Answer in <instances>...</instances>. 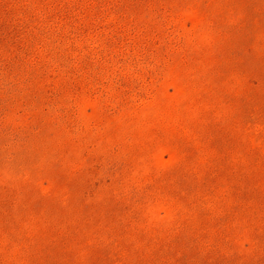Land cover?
I'll list each match as a JSON object with an SVG mask.
<instances>
[{
	"label": "rangeland",
	"instance_id": "rangeland-1",
	"mask_svg": "<svg viewBox=\"0 0 264 264\" xmlns=\"http://www.w3.org/2000/svg\"><path fill=\"white\" fill-rule=\"evenodd\" d=\"M0 264H264V0H0Z\"/></svg>",
	"mask_w": 264,
	"mask_h": 264
}]
</instances>
